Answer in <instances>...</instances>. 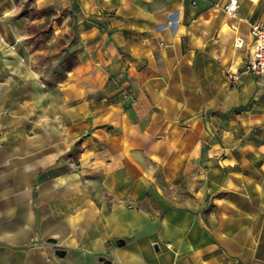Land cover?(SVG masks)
<instances>
[{
	"label": "crops",
	"instance_id": "obj_1",
	"mask_svg": "<svg viewBox=\"0 0 264 264\" xmlns=\"http://www.w3.org/2000/svg\"><path fill=\"white\" fill-rule=\"evenodd\" d=\"M227 1L33 0L78 35L49 88L0 0V264H264V0Z\"/></svg>",
	"mask_w": 264,
	"mask_h": 264
},
{
	"label": "rangeland",
	"instance_id": "obj_2",
	"mask_svg": "<svg viewBox=\"0 0 264 264\" xmlns=\"http://www.w3.org/2000/svg\"><path fill=\"white\" fill-rule=\"evenodd\" d=\"M17 1L13 15L24 6V0ZM25 8L28 23L23 41L28 46L31 44L32 50H42L33 56L32 67L38 71L39 85L53 88L66 75L75 60L74 54H69L73 51V45L78 43L76 29L71 26L72 17L68 18L67 10L54 6L37 8L33 0ZM43 16L44 20L38 22Z\"/></svg>",
	"mask_w": 264,
	"mask_h": 264
},
{
	"label": "built area",
	"instance_id": "obj_3",
	"mask_svg": "<svg viewBox=\"0 0 264 264\" xmlns=\"http://www.w3.org/2000/svg\"><path fill=\"white\" fill-rule=\"evenodd\" d=\"M239 7V0H228L223 8L226 13L234 16ZM251 33L254 36L252 54L247 58L241 71H250L264 74V21H255L251 24ZM240 71L229 68L228 75L232 81H237Z\"/></svg>",
	"mask_w": 264,
	"mask_h": 264
},
{
	"label": "trees",
	"instance_id": "obj_4",
	"mask_svg": "<svg viewBox=\"0 0 264 264\" xmlns=\"http://www.w3.org/2000/svg\"><path fill=\"white\" fill-rule=\"evenodd\" d=\"M32 0H24V6L22 8H20L14 15H13V18H18V17H21V16H27V12H26V8H25V5L27 6V4H29ZM70 55H73V51L69 53ZM65 58H67V56H65ZM79 143H80V140H77L72 149L69 151V154L70 155H75V153L78 151L79 149Z\"/></svg>",
	"mask_w": 264,
	"mask_h": 264
}]
</instances>
